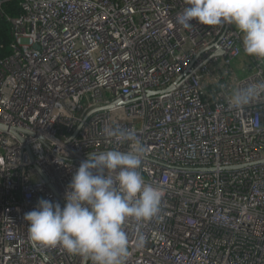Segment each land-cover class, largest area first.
<instances>
[{"label": "built area", "instance_id": "2783aa9c", "mask_svg": "<svg viewBox=\"0 0 264 264\" xmlns=\"http://www.w3.org/2000/svg\"><path fill=\"white\" fill-rule=\"evenodd\" d=\"M7 1L22 13L6 18L14 43L0 58V264L84 263L35 247L24 216L41 199L63 208L89 154L130 151L104 135L115 125L135 132L139 171L163 193L157 218L124 224L126 264H264V94L228 102L264 81L263 61L235 78L234 26L184 29L186 0Z\"/></svg>", "mask_w": 264, "mask_h": 264}, {"label": "clouds", "instance_id": "9594fccd", "mask_svg": "<svg viewBox=\"0 0 264 264\" xmlns=\"http://www.w3.org/2000/svg\"><path fill=\"white\" fill-rule=\"evenodd\" d=\"M186 5L176 17L178 25L191 29L193 20L207 27L233 25L242 37L244 53L264 61V0H186ZM261 94L264 81L232 89L228 102L241 110ZM104 135L109 141L128 142L131 150L89 154L72 176L63 208L41 199L25 214L35 247H60L89 258L91 264H126L129 238L124 224L131 219L142 225L159 216L163 193L146 183L139 171L146 149L135 132L115 125L106 127ZM144 243L140 234L136 246Z\"/></svg>", "mask_w": 264, "mask_h": 264}, {"label": "trees", "instance_id": "16d2710c", "mask_svg": "<svg viewBox=\"0 0 264 264\" xmlns=\"http://www.w3.org/2000/svg\"><path fill=\"white\" fill-rule=\"evenodd\" d=\"M21 13L17 2L0 0V58L2 59L12 54L11 45L14 43L13 29L6 18L15 19Z\"/></svg>", "mask_w": 264, "mask_h": 264}, {"label": "rangeland", "instance_id": "374dc122", "mask_svg": "<svg viewBox=\"0 0 264 264\" xmlns=\"http://www.w3.org/2000/svg\"><path fill=\"white\" fill-rule=\"evenodd\" d=\"M249 60H250V57L244 53L243 48H242L241 56L230 65V69L233 71L234 76L238 81H242L246 79L247 77H250L253 75L252 70L249 71L247 69V62H249ZM261 67L264 72V61Z\"/></svg>", "mask_w": 264, "mask_h": 264}, {"label": "water", "instance_id": "95a60500", "mask_svg": "<svg viewBox=\"0 0 264 264\" xmlns=\"http://www.w3.org/2000/svg\"><path fill=\"white\" fill-rule=\"evenodd\" d=\"M0 130H9V129L6 126L0 125ZM86 259H87V257H85V260H84L83 264L86 263Z\"/></svg>", "mask_w": 264, "mask_h": 264}, {"label": "crops", "instance_id": "0c3cea01", "mask_svg": "<svg viewBox=\"0 0 264 264\" xmlns=\"http://www.w3.org/2000/svg\"><path fill=\"white\" fill-rule=\"evenodd\" d=\"M262 65H263V63L260 65V68H261V69H262V67H261Z\"/></svg>", "mask_w": 264, "mask_h": 264}]
</instances>
